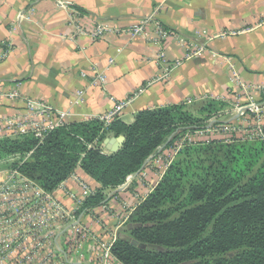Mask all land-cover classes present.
<instances>
[{"label":"crops","instance_id":"crops-1","mask_svg":"<svg viewBox=\"0 0 264 264\" xmlns=\"http://www.w3.org/2000/svg\"><path fill=\"white\" fill-rule=\"evenodd\" d=\"M148 18L143 33L134 37L133 29ZM157 26L167 32L161 47L156 44ZM96 30L101 34L93 39ZM197 42L205 51L186 59ZM6 50L0 62L2 127L27 114L24 103L4 96L11 93L32 100L35 109L46 105L69 111L73 115L69 122L107 116L115 105L137 93L117 117L125 124L144 110L244 98L246 105L238 108L241 115L250 120L261 115L264 121V0H0V53ZM161 50L170 66L180 65L166 71L156 59ZM96 75L105 76L101 87L91 84ZM78 91L84 93L85 102L75 106ZM5 133L4 140H15L12 130ZM105 140L101 148L110 154ZM30 153L0 159V165H9L0 170V184L11 179L19 185L12 189L7 207L19 209L41 187L17 170ZM162 161L155 158L142 167L126 190H103L106 200L80 213L79 224L99 237L104 232L99 228L105 225L119 224L125 232L129 215L121 202L132 206L145 197L158 183ZM74 174L91 191L100 189L80 167ZM60 186L78 199L91 197L72 180ZM52 194L66 210L73 209L62 191ZM72 221L74 214L72 220L62 221L61 233L52 230V246L67 251Z\"/></svg>","mask_w":264,"mask_h":264},{"label":"trees","instance_id":"trees-1","mask_svg":"<svg viewBox=\"0 0 264 264\" xmlns=\"http://www.w3.org/2000/svg\"><path fill=\"white\" fill-rule=\"evenodd\" d=\"M206 120L177 105L138 112L130 124L119 118L107 125L96 119L68 122L42 139L0 138V159L31 152L17 170L49 192L80 167L100 185L81 202L80 213L98 208L106 200L103 190L124 185L148 160L173 147L180 134L204 130ZM111 136H123L124 141L117 152L105 154L101 144ZM229 137L186 145L177 153L113 244L117 260L264 264V142Z\"/></svg>","mask_w":264,"mask_h":264},{"label":"built area","instance_id":"built-area-1","mask_svg":"<svg viewBox=\"0 0 264 264\" xmlns=\"http://www.w3.org/2000/svg\"><path fill=\"white\" fill-rule=\"evenodd\" d=\"M73 13L79 17L77 12L74 11ZM148 20H150V18L133 29L132 35L134 37L143 33L144 25ZM100 34L101 31L96 30L91 36L93 39H97ZM155 34L156 44L161 47L167 38V32L163 27L157 26ZM204 51V45L197 42V44L189 50L186 59L191 60L198 58ZM7 52L8 50L0 53V62L6 58ZM156 59L165 67L166 71L180 65V62H176L174 65L170 66L162 50L157 55ZM82 76H84V74H82ZM104 83V75H96L91 81L92 85L100 87ZM137 95L138 93L131 95V97L123 103L115 105L114 109L108 113L107 116L96 118V120L107 125L111 120L117 118L122 110L130 105ZM4 96L18 99L24 103L27 114L16 120H8L5 124L6 127H2L0 124V138H6L7 134L5 132L12 130L15 137L33 136L42 139L48 132L63 127L73 118L72 113L69 111H58L46 105H40L39 109H35L32 100L21 98L15 93ZM84 102V93L78 91L72 105L79 106ZM249 108L252 110L253 105ZM237 112L240 113L241 109H238ZM240 114H242V112ZM215 122H218L216 121V117H210L206 120L204 130L198 129L196 131H187L180 134L171 148L170 153L162 152L163 156L169 154L172 156H175V154L177 155L184 146L202 141L201 135L204 134H211L218 137L236 134L249 142H264V121L261 115H258L253 122L241 127H237L233 125V123L216 126L214 125ZM161 154L156 157L162 158V162L164 163L163 170L158 174L159 180L170 165L169 161L162 157ZM152 161L153 159L147 161L143 168L148 167L149 163ZM141 171L142 170L134 174L135 176L132 175L128 177L126 183L117 189L126 190L128 184L133 181L132 178L139 177ZM68 179L77 183L84 194L88 196L94 195L95 191H91L88 187L84 186L83 183L78 180L74 172L69 175L67 180ZM18 181L19 179H17V184ZM13 184L14 182L11 179L3 181L0 184V264H122L112 254V246L118 238L117 235L121 232V227L118 226L119 224L112 227L105 225L103 235H100V237L93 233L88 226L80 225V219H78L77 216L80 213H82L80 215L82 216L91 210L77 213V209L83 199H78L72 193L60 189V185L53 191L56 189L62 191L65 197L72 201V210H66L61 202L54 198L52 191H46L42 187L37 188L38 190L33 196L25 200L19 209L12 206L7 207L5 205L6 202L10 201L9 197L12 193V189L19 186H14ZM154 187L149 193L152 192ZM23 188L25 189L26 186H23ZM148 194L137 200L132 206H129L123 201L121 202L122 207L127 208L126 212L130 216ZM115 196L116 195H113L111 198L116 199ZM72 214H74V221L70 223V227L73 230V236H71L67 243V251L62 250L60 247L57 248L52 246L50 241L52 230L61 233L62 230L60 228L62 227V221L64 219L69 221L72 220ZM98 223L102 226L104 222ZM57 227L59 229H57Z\"/></svg>","mask_w":264,"mask_h":264},{"label":"rangeland","instance_id":"rangeland-1","mask_svg":"<svg viewBox=\"0 0 264 264\" xmlns=\"http://www.w3.org/2000/svg\"><path fill=\"white\" fill-rule=\"evenodd\" d=\"M231 100L233 102L225 101V100L216 101V102L211 101V100H207L205 102H200L198 104H194L191 102V103H188L187 105H183V108L186 111V113H188V115H190L191 117H194V118L197 117L201 121H205L209 117H216V121H218L219 123H221L223 125L228 124V123H233V125H235L237 127H241V126L249 124L251 121L255 120V119L250 120L246 114H244V115H241L240 113L237 115L235 114V113H237L236 109L246 105L247 99L244 98L243 100H239V99H234V100L231 99ZM208 105H211L210 106L211 109H208V111H207L208 113L206 111L203 112L202 109ZM212 113H215L216 115L214 114V115L208 116ZM203 125H204L203 123H200L201 127L205 126V125L204 126ZM229 138H230L229 135L218 137V136L211 135V134H205L202 141H209L210 139H219V140L227 141ZM171 148H167L163 152L166 151L165 153H170ZM161 155H162V157L166 158L169 161V164L176 157V154H175V156H172L171 154H169L167 156H165V155L163 156V153ZM1 159H6V157L4 156ZM7 167H9V165H7V166H5L4 164L0 165V170L7 169ZM131 217H133V215H130L128 217V220L126 222V226L131 225V220H132ZM99 230L104 231V228L100 227ZM117 236H119V234Z\"/></svg>","mask_w":264,"mask_h":264},{"label":"water","instance_id":"water-1","mask_svg":"<svg viewBox=\"0 0 264 264\" xmlns=\"http://www.w3.org/2000/svg\"><path fill=\"white\" fill-rule=\"evenodd\" d=\"M116 141H117V142H116ZM123 141H124V137H123V136H120V137H118L117 139L113 138V136H112V139H111V140L106 139V140H105V143H106V145H107L106 150H107V151H110V154H111V153H115V152H117V151L120 149V147H121ZM115 142H116V143H115ZM163 148H164V147H163ZM163 148H162V149H163ZM162 149H161V150H162ZM150 160H152V159H150ZM150 160H148V161H150ZM140 170H142V168H141ZM133 244L136 245V242H133Z\"/></svg>","mask_w":264,"mask_h":264}]
</instances>
